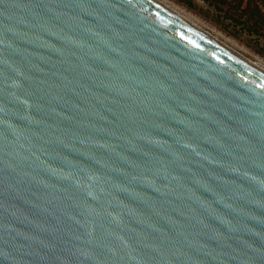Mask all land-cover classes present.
<instances>
[{
    "label": "water",
    "instance_id": "obj_1",
    "mask_svg": "<svg viewBox=\"0 0 264 264\" xmlns=\"http://www.w3.org/2000/svg\"><path fill=\"white\" fill-rule=\"evenodd\" d=\"M0 264H264V72L155 0H0Z\"/></svg>",
    "mask_w": 264,
    "mask_h": 264
},
{
    "label": "rangeland",
    "instance_id": "obj_2",
    "mask_svg": "<svg viewBox=\"0 0 264 264\" xmlns=\"http://www.w3.org/2000/svg\"><path fill=\"white\" fill-rule=\"evenodd\" d=\"M242 57L264 69V25L245 22L232 7L212 0H162ZM256 1V0H255Z\"/></svg>",
    "mask_w": 264,
    "mask_h": 264
},
{
    "label": "trees",
    "instance_id": "obj_3",
    "mask_svg": "<svg viewBox=\"0 0 264 264\" xmlns=\"http://www.w3.org/2000/svg\"><path fill=\"white\" fill-rule=\"evenodd\" d=\"M213 3L232 7L243 16L244 21L259 28L260 23L264 25V0H212ZM260 22V23H259Z\"/></svg>",
    "mask_w": 264,
    "mask_h": 264
},
{
    "label": "bare ground",
    "instance_id": "obj_4",
    "mask_svg": "<svg viewBox=\"0 0 264 264\" xmlns=\"http://www.w3.org/2000/svg\"><path fill=\"white\" fill-rule=\"evenodd\" d=\"M157 2H159L160 4H162L163 6H165L166 8L170 9L171 11H173L174 13H176L177 15H179L180 17H182L183 19H185L187 22H189L190 24H192L193 26H195L196 28H198L199 30H201L202 32H204L205 34H207L209 37H211L212 39H214L215 41H217L218 43H220L221 45H223L224 47H226L227 49H229L231 52H233L234 54H236L237 56L241 57L242 59H244L245 61H247L248 63H250L251 65L255 66L256 68H258L259 70H261L262 72H264V69L258 65L255 62H252L244 57H242L241 55H239L238 53H236L234 50H231L226 44H224L223 42L219 41L217 38H215L214 36H212L211 34H209L208 32L204 31L202 28H200L198 25H196L194 22H192L189 18H187L186 16H184L182 13H180L178 10H176L175 8L167 5L164 1L162 0H155Z\"/></svg>",
    "mask_w": 264,
    "mask_h": 264
}]
</instances>
